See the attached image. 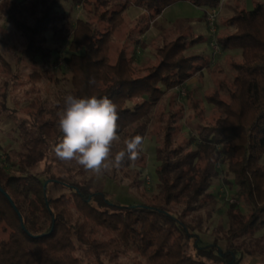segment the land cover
I'll use <instances>...</instances> for the list:
<instances>
[{
	"label": "trees",
	"instance_id": "16d2710c",
	"mask_svg": "<svg viewBox=\"0 0 264 264\" xmlns=\"http://www.w3.org/2000/svg\"><path fill=\"white\" fill-rule=\"evenodd\" d=\"M28 1L34 23L14 0L0 2V10L23 35L22 59L33 64L37 56L49 54L44 38L49 30L56 42L70 39L71 53L65 63L74 96L111 99L118 106V134L133 129L129 138L146 137L154 131V111L167 94L208 66L204 55L187 51L209 38L193 32L181 34L158 46L155 59L138 66L134 52L150 23L137 20L134 51L127 43L117 47L115 35L130 22L126 10L135 5L150 11L153 19L178 1L210 9L221 3ZM62 1L90 7L96 21L78 19L72 29L59 27L57 21L65 18L60 11ZM254 1L252 9L235 7L223 21L226 32L215 34L223 51L238 50L241 55L230 64L232 84L220 85L227 90V97L217 92L206 95L217 110L213 120H199L195 133L183 139L179 136L182 110L161 115V129L156 134L161 191L152 202L118 204L107 192L93 191L88 183L59 173L56 165L63 162L51 151L62 137L58 115L47 117L50 111L36 99L30 103V126L22 120L18 127L24 139L22 151L8 156L9 161L17 160V166L12 171L0 166V264H109L131 251L140 256L131 264H240L245 254L264 255V2ZM0 62L11 72L1 53ZM31 77L38 82L42 74L35 72ZM9 86L8 81L5 90H0V121L3 115H14L8 105ZM189 105L200 117L204 110L201 102L190 95ZM220 174L237 187L244 206L242 211L233 205L228 209L230 224L224 249L219 234L212 244L198 245L196 230L201 229V222L190 217L212 200L210 188ZM99 230L109 235L102 240ZM248 240L254 243L251 248Z\"/></svg>",
	"mask_w": 264,
	"mask_h": 264
},
{
	"label": "rangeland",
	"instance_id": "374dc122",
	"mask_svg": "<svg viewBox=\"0 0 264 264\" xmlns=\"http://www.w3.org/2000/svg\"><path fill=\"white\" fill-rule=\"evenodd\" d=\"M14 1L25 10L27 20L34 23L35 19L31 9H29V1ZM259 1L264 2V0ZM254 4V0H221L219 6L216 7L218 15L214 28L215 33L207 23L205 10L209 8L208 6H197L189 1H178L164 7L160 12L161 16L156 19L155 17L152 19L150 11L135 5L130 6L125 12L130 22L117 32L114 44L118 45L117 47H122L127 43L129 49L132 50V45L135 44L136 39L134 29L138 24L137 20L144 19V23L149 22L150 27L141 36V42L134 52L138 66H143L155 59V49L163 45L164 42L190 32L208 37L209 40L193 45L187 53L204 55L209 64L202 73H197L184 86L171 90L155 109L151 120V129L154 131L148 132L146 135L143 150L135 161H131L127 157L125 163L121 164L119 168H113L99 177L75 167L73 163L56 165L58 172L65 175L69 180H80L88 183L93 191L107 192L109 198L118 204L152 202L153 198L158 196L161 191L156 172L159 165L156 134L157 130L161 129V115L166 117L174 110H182L183 116L179 121L181 125L179 136L183 139L195 133L194 128L199 120L204 123L213 120L217 115V110L206 98V95L217 92L222 97H227V90H223L220 85L222 82L227 87L232 84L233 71L230 64L233 59H238L241 55V51L238 50L223 51L214 43L216 35L221 36L226 32L223 21L233 14L235 7L242 8L245 6L251 9ZM89 10L90 7L76 5L71 1H62L60 11L65 14V18L57 21V25L59 27L66 25L72 29L78 19L89 18L96 21ZM137 28L139 29L138 26ZM44 38L49 52L46 57L37 56L35 58L36 63L33 64L22 59L20 40L23 39V35L8 21V15L0 10V53L12 68L9 72L0 62V90H5V83L9 81L8 105L14 114L13 116L3 115L0 121V166L7 171H12L17 166V160L12 158L9 161L8 156L15 151H22L24 139L18 127L22 120H25V123L30 126L31 120L28 114L31 110L30 103L36 99L40 107L50 111L47 114V117H50L58 115L63 109L66 96H74L69 83L71 73L65 63V58L71 53L69 49L70 39L56 42L51 30L45 33ZM35 72L42 74V78L38 82H35L31 77ZM190 95L199 100L204 108L198 118L190 108ZM132 131L133 129H130L127 134L120 136L121 140L115 144L113 152L124 150L123 140L129 138ZM229 179L232 180L233 177L230 176ZM210 194L213 197L212 200L207 202L202 210L190 217L201 222V229L196 230L200 235L198 245L212 244L219 234L220 245L224 249L226 246L225 230L229 228L230 224L228 209L233 205L235 209L242 211L244 206L239 201L237 187L230 186L223 179L222 174L215 179L210 188ZM108 235L107 232L98 231V236L102 240ZM259 235L261 233L257 236ZM248 243L250 248L254 246L250 240ZM137 258L140 256L131 251L117 262H109V264H131ZM208 261L210 262V260ZM240 264H264V255L245 254Z\"/></svg>",
	"mask_w": 264,
	"mask_h": 264
},
{
	"label": "clouds",
	"instance_id": "9594fccd",
	"mask_svg": "<svg viewBox=\"0 0 264 264\" xmlns=\"http://www.w3.org/2000/svg\"><path fill=\"white\" fill-rule=\"evenodd\" d=\"M118 106L107 96L97 98L68 95L58 113L59 141L51 147L55 157L75 163L97 177L119 168L127 156L135 161L143 150L145 137L135 135L123 140L124 150L113 152L118 134Z\"/></svg>",
	"mask_w": 264,
	"mask_h": 264
},
{
	"label": "built area",
	"instance_id": "2783aa9c",
	"mask_svg": "<svg viewBox=\"0 0 264 264\" xmlns=\"http://www.w3.org/2000/svg\"><path fill=\"white\" fill-rule=\"evenodd\" d=\"M217 9L216 8H212L210 9L208 12H207V23L209 25V27L214 31V28H215V24H216V19H217ZM216 31H214L213 33H215ZM217 46V42H216V39H215V42H214ZM219 47V46H218Z\"/></svg>",
	"mask_w": 264,
	"mask_h": 264
},
{
	"label": "crops",
	"instance_id": "0c3cea01",
	"mask_svg": "<svg viewBox=\"0 0 264 264\" xmlns=\"http://www.w3.org/2000/svg\"><path fill=\"white\" fill-rule=\"evenodd\" d=\"M252 9V8H251ZM210 10V8H207L206 10H205V14L208 12ZM159 16H161L160 15V13L159 14H157L156 16H155V19L157 18V17H159ZM205 16V15H204ZM205 19V18H204ZM155 23H156V21H155ZM205 23V22H204ZM227 51H236V50H227Z\"/></svg>",
	"mask_w": 264,
	"mask_h": 264
}]
</instances>
